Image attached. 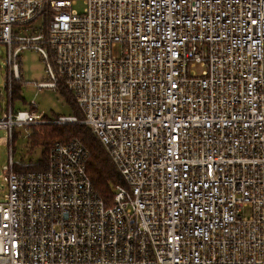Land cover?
Masks as SVG:
<instances>
[{
    "label": "built area",
    "instance_id": "built-area-1",
    "mask_svg": "<svg viewBox=\"0 0 264 264\" xmlns=\"http://www.w3.org/2000/svg\"><path fill=\"white\" fill-rule=\"evenodd\" d=\"M82 1L0 0L10 84L34 49L83 114L0 128L85 124L122 182L108 204L79 139L11 157L0 264H264V0Z\"/></svg>",
    "mask_w": 264,
    "mask_h": 264
},
{
    "label": "rangeland",
    "instance_id": "rangeland-1",
    "mask_svg": "<svg viewBox=\"0 0 264 264\" xmlns=\"http://www.w3.org/2000/svg\"><path fill=\"white\" fill-rule=\"evenodd\" d=\"M74 9L83 11L84 1L77 0ZM40 23L36 21V25ZM27 33V32H24ZM22 73V95L24 100L16 99L13 106L15 111L29 110L42 115L53 117L55 115L73 114L72 106L67 102L57 88L37 87V84L50 79L46 72V63L40 52L34 49H25L20 56ZM8 50L4 44L0 43V106L7 108L9 95L6 88L9 81L8 72ZM35 104L36 107H33ZM6 114V113H4ZM0 116H4L1 115ZM14 137H10L7 128H0V198L4 199L7 194L8 179L5 170L8 169L10 158L14 162H22L26 165L39 162L42 157V147L31 148L28 138L29 128L25 126H14Z\"/></svg>",
    "mask_w": 264,
    "mask_h": 264
},
{
    "label": "trees",
    "instance_id": "trees-1",
    "mask_svg": "<svg viewBox=\"0 0 264 264\" xmlns=\"http://www.w3.org/2000/svg\"><path fill=\"white\" fill-rule=\"evenodd\" d=\"M48 25L49 19L46 18L44 24L45 32H47ZM21 80L22 77L21 79L13 77L11 84L10 80L7 81L6 88L9 95V101L7 108L0 106L1 115H5L4 113L7 114L9 107H14L13 104L16 99L24 100ZM57 90L72 106L73 114L82 118L83 114L81 113L72 92L62 78L59 79ZM33 109L34 108H32V110ZM28 138L32 149L35 147H42L41 159L37 164L29 168L46 167L48 152L54 143L79 139L90 151L87 171L91 177L94 188L108 204H111L114 195V188L117 184L122 182V177L103 144L87 125L81 123H69L65 125L55 123L31 125L29 127Z\"/></svg>",
    "mask_w": 264,
    "mask_h": 264
},
{
    "label": "crops",
    "instance_id": "crops-1",
    "mask_svg": "<svg viewBox=\"0 0 264 264\" xmlns=\"http://www.w3.org/2000/svg\"><path fill=\"white\" fill-rule=\"evenodd\" d=\"M33 110H35V108Z\"/></svg>",
    "mask_w": 264,
    "mask_h": 264
}]
</instances>
